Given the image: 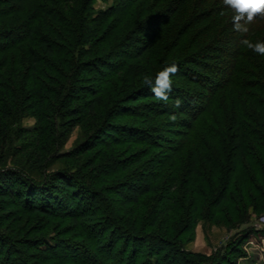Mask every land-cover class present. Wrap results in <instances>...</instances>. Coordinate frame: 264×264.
Here are the masks:
<instances>
[{"label":"trees","instance_id":"16d2710c","mask_svg":"<svg viewBox=\"0 0 264 264\" xmlns=\"http://www.w3.org/2000/svg\"><path fill=\"white\" fill-rule=\"evenodd\" d=\"M93 1L0 0V179H8L7 183L0 180V199L15 197L19 210L30 216L57 218L63 216L58 210H65L70 223L83 230L86 245L92 235L109 231L106 241L96 244L99 252L109 251L103 263L83 244L76 254L58 256L65 239L54 245L43 234L24 238L19 226L22 218L17 222L14 217L9 224V216L16 214L12 211L6 218L0 216V264H8L13 253H19V264H31L29 258L37 259V253L42 263L55 254L61 264H212L186 251L180 238L194 231L205 209L211 206L223 213L237 228L247 222L251 204L264 210V55L252 53L245 43L264 41V29L252 37L251 29L239 32L233 29V20L227 19L213 39L178 54L177 34H185L195 20L186 13L194 12L198 20H205L235 9L224 0L205 2L206 6L191 0H116L113 6L96 11ZM216 5L223 7L217 10ZM255 18L264 19V12ZM89 22L99 26L89 29ZM224 44L235 49L228 51ZM217 58L228 68L213 65ZM171 64L182 70L183 81L196 83L206 92L197 100L191 91L175 84L168 99L177 108H157L151 102L142 107L158 116L177 117L179 112L193 123L185 117L173 120L187 125L186 131L177 132L186 138L167 140L175 142L173 155L158 160L151 182L118 180L119 173L142 160H114L119 145L154 146L158 142L148 127L123 130L122 123L111 119L118 113L131 114L127 101L157 100L146 78L154 84L157 74ZM200 70L227 75L212 79ZM109 90L114 95L110 112L104 126H98L95 120ZM23 111L38 118L35 129L21 130L34 134L29 146L32 156L23 158V164L20 160L8 166L6 153L18 151L11 146L17 139L13 121ZM82 122L92 131L77 149L83 153L101 144L99 155L110 151L105 153L104 167L100 171L95 167L96 176L83 172L85 166L82 170L58 166L49 171L53 160L72 159V152H58L59 144L68 129ZM111 128L119 135L105 132ZM29 160L33 166L26 165ZM94 165L93 161L89 167ZM105 182L112 185L100 189ZM104 193H118V197ZM157 193L161 203L154 205L146 225L131 217L145 206L144 199ZM231 208L235 214L229 213ZM242 211L246 216L240 219L237 214ZM18 243L26 244L29 254L21 252Z\"/></svg>","mask_w":264,"mask_h":264},{"label":"rangeland","instance_id":"374dc122","mask_svg":"<svg viewBox=\"0 0 264 264\" xmlns=\"http://www.w3.org/2000/svg\"><path fill=\"white\" fill-rule=\"evenodd\" d=\"M197 2L199 1L204 3L206 6L207 4L205 2H210V4H213L216 0H191V2ZM220 1V0H218ZM116 0H94L92 2L93 7L96 11L99 10H105L115 4ZM215 9L219 10L223 6H214ZM200 8L194 9L197 10ZM197 12V11H195ZM194 13V12H193ZM193 13L190 11L186 13L187 18L190 17V20H194V22L186 27L188 30L185 34H177V37L179 38V48L176 50L178 54H182L183 52L192 51L193 48H197V45L200 47L204 41H209L213 39V36L217 33H219V29L221 28V22L226 21L227 19H232L236 15V10L232 12H228L222 16L219 15H210L208 19H201L198 20L196 18V15L193 16ZM186 20V18L182 17L181 21ZM245 18L241 19L240 24L245 27L247 30L251 29L248 33H250L252 37H254L257 34V31L259 33L260 29H264V19H252L251 23L249 21H245ZM234 22V21H233ZM88 28L95 30L99 24L98 23H92L89 22ZM249 24V25H248ZM223 25V24H222ZM208 29L205 32L201 33L200 29ZM233 29L239 30L233 26ZM246 30V31H247ZM98 31V30H97ZM200 31V32H199ZM252 31V32H251ZM244 32V31H243ZM162 34H164V30L162 31ZM199 34V35H198ZM260 34V33H259ZM92 39V38H91ZM90 39V40H91ZM85 44V43H84ZM81 45V44H80ZM87 45V44H86ZM82 48V46H79L78 48ZM224 47L228 51H232L235 49V47L232 46V44H224ZM252 53H255V51L250 48ZM250 50L248 52H250ZM175 56V53H174ZM120 56H115L112 60V62H116ZM224 61L219 60L218 58L213 61L214 64H219L221 68L225 69L228 68V64ZM196 70L197 67H195ZM103 70H107L103 68ZM182 71V70H181ZM180 69H177V72L171 76L172 79V86L171 88H175V84H179L180 86L187 89V91H191L194 98L197 100L206 92L204 88H202L200 85L196 83H190L183 81L182 72ZM203 74H209L212 79H215V77L218 75L214 72L211 74L207 71L200 70ZM220 72V71H219ZM218 72V73H219ZM221 73V72H220ZM85 73H83L84 75ZM126 74V73H125ZM125 74L123 77H125ZM133 76L136 75L132 73ZM129 75V74H126ZM223 75H227L225 72H222V74H219V77H222ZM218 77V78H219ZM101 78V77H100ZM96 80V79H94ZM124 81V80H123ZM125 81H128L127 78H125ZM114 98V95H112L111 90L108 91V95L104 97L103 101L104 104L101 106L98 118L95 120V123H99L98 126L103 125L106 122L105 118H107L108 113L110 112L111 107V101ZM151 102V105L157 108H164V107H170V108H177L175 103H173L170 99L167 100V102L159 101V100H150L145 99L144 97L139 98L138 100H130L125 103L126 109L128 110V113L131 112V114H124L120 115V113L113 116V119L111 121H117L122 123L121 129L125 130V128L129 127H148L151 129V133L155 134V139L158 142V145L154 146H148V145H142L137 143H129V144H122L117 147V152L114 153L113 157L114 160L118 159H124L126 157H131L133 160H139L142 158V160L132 166L127 172H122L121 174L116 177L128 181V180H134V181H141L143 178L149 180L150 182L154 178V168L157 166L158 160L160 158H165V155H173V150L171 148H174L175 142H168L167 140H185L186 137L182 135V133L179 130L186 131L187 125L179 126L178 124L174 123L173 120L178 117H185L187 123L192 122L193 119L189 118L188 115H180L179 112L177 114V117H171L169 114H164L161 116L153 115L151 109H146L142 107L143 103ZM154 102V103H153ZM132 106V107H131ZM131 107V108H129ZM58 122H60V119H58ZM105 121V122H104ZM13 128L15 130V138H17L14 143L11 144L13 148H17L18 151H15L14 153L5 152L7 157V164L8 166L18 162L21 160L24 161L29 156H32V148H29L31 140L34 138V134L30 132H24L21 131L22 128L26 130H33L36 128L38 124V118L35 114L31 113V111H23L21 112L17 118L13 121ZM103 123V124H102ZM127 125V126H124ZM197 126V125H196ZM197 128V127H196ZM145 129V128H144ZM92 129L89 127V125L86 122L78 123L74 127H71L68 129L65 137L60 141V148L59 153H66V152H72L71 156L72 159L63 157L61 159L57 158L52 161V163L49 165L48 169L49 171L53 170L56 167L61 166H75L78 169H83L82 167H86V169L83 170V172H86L87 174L90 173L94 174L95 176L98 175V170L102 169L104 167V162L106 160V154L110 153L109 150L102 155H99L98 152L101 147L98 145V147H95L92 150H89L87 152L81 153L80 150L77 148L79 145L87 139V136L89 135V132H91ZM107 134H116L119 135V133H116L115 129H109L105 131ZM124 135V134H123ZM128 137V135H126ZM19 137V138H18ZM108 138V137H107ZM12 141V142H13ZM99 143L101 141L98 140ZM22 148V149H20ZM8 150V149H7ZM9 151V150H8ZM4 153V154H5ZM56 153V152H55ZM106 153V154H105ZM56 155V154H55ZM1 156H3V152L1 153ZM0 156V157H1ZM24 158V159H23ZM20 163H25V162ZM95 162L96 165L93 167H89V164L91 162ZM102 164V165H101ZM27 166L31 165L33 166V161L29 160V162L26 163ZM103 166V167H102ZM97 167V171L95 172L94 169ZM253 166H251L252 168ZM251 170V169H250ZM161 171V170H160ZM252 172V171H251ZM164 174L162 177L165 178V171L162 172ZM4 183H7L8 179L7 177L1 178ZM0 179V180H1ZM117 182V180H115ZM118 183V182H117ZM103 186L99 185L100 189H103L106 185L110 186L112 184H109V182L102 183ZM125 191V190H124ZM83 192L86 193V191L83 190ZM231 193V192H229ZM106 197L110 198H117L118 193H104ZM15 197H10L8 199H0V216L5 217L6 214L9 212L15 211L16 214L9 216V224L12 220V218L15 217V220L19 222L18 218H22V221L20 223V227L23 230L24 238H29L34 236L35 238H39L38 235H47L49 238V242L56 245L55 243L61 241L62 239H65L63 243L65 244L63 247L59 248L57 250V255L64 257L65 254L71 256L69 253H75L77 249H79L80 244H83V246H88L91 251L96 253L98 257L100 258L98 262H104L105 257L107 256V250L105 253L99 252L98 248H96V244L108 238V233L99 232L96 235H92L88 240L90 243L86 245L84 243V236L83 230L79 225H74L70 223L71 221L68 218V214L65 210H58L60 214H63V216L57 217V218H48L45 215L42 214H35V215H28L23 214L17 205V200ZM145 200V206L140 209L139 213H136L132 215L131 217H134L135 219L140 218L142 222H144V225L147 224L148 220H150V217L153 216L154 213L152 210L154 208L155 204H160V194H151L149 195ZM231 207V206H230ZM257 207L254 204H251L250 208L248 209V218L247 222L242 224L239 228L232 227L231 222L227 218H225L222 214H218L214 211V209L209 206L205 209V211L202 213L200 219L198 220L195 229L193 232L184 234L181 238L182 241H184V249L192 254H195L196 258H201V261H205L206 263H212V264H264V210L260 211L259 209H256ZM70 211V210H69ZM68 211V212H69ZM19 214H18V213ZM153 212V213H152ZM234 210L231 208L229 209V213H233ZM246 211H242L241 215L237 214V217L240 219L245 218ZM152 213V214H151ZM100 214V213H99ZM235 214V212H234ZM150 215V216H149ZM6 218V217H5ZM143 218V219H142ZM147 220H145V219ZM144 220V221H143ZM95 226H98L95 223ZM23 226V227H22ZM100 227V225H99ZM100 229V228H99ZM142 230V228H139ZM21 230V229H20ZM149 230L146 229L145 232H148ZM6 232V231H4ZM42 232V233H41ZM9 234V233H8ZM84 234V235H83ZM102 234V235H101ZM14 239V238H13ZM57 239V241H55ZM239 241H238V240ZM59 240V241H58ZM88 241V242H89ZM18 249L25 253L26 255L29 254V247L24 243H18ZM73 248L71 252H69V249ZM78 247V248H77ZM236 248V250L233 249ZM76 249V250H75ZM233 249L234 253H231L230 250ZM33 254H36L37 251H32ZM116 254V251H114ZM55 254L50 255L52 258L51 260L44 261L42 263V256L40 257L37 253V259L35 258H29V261L31 264H61L60 260L55 261ZM32 256V255H31ZM3 257V256H2ZM19 253H13L11 256L10 261L8 264H19L18 262ZM62 259V258H61ZM71 259V258H69ZM1 260V258H0ZM48 261V262H47ZM109 264V263H107ZM122 264H125L124 262Z\"/></svg>","mask_w":264,"mask_h":264},{"label":"clouds","instance_id":"9594fccd","mask_svg":"<svg viewBox=\"0 0 264 264\" xmlns=\"http://www.w3.org/2000/svg\"><path fill=\"white\" fill-rule=\"evenodd\" d=\"M224 3L236 10V15L233 17L235 27L239 30L246 31L247 29L240 24L241 19L251 21L256 13L264 12V0H224ZM250 48L255 52L264 55V41H258L255 44L248 43ZM177 72L175 64L168 65L161 70L153 81L146 78V83L151 86V90L159 101L167 102L171 91L172 79L171 76ZM179 103V101L177 102Z\"/></svg>","mask_w":264,"mask_h":264}]
</instances>
